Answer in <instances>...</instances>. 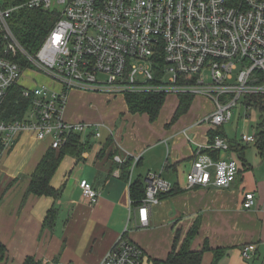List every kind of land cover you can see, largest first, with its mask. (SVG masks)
<instances>
[{
	"label": "built area",
	"instance_id": "obj_1",
	"mask_svg": "<svg viewBox=\"0 0 264 264\" xmlns=\"http://www.w3.org/2000/svg\"><path fill=\"white\" fill-rule=\"evenodd\" d=\"M21 9L57 14L33 54L9 25ZM26 69L39 70L50 82L22 86L19 80ZM16 85L30 102L21 119L0 120V157L22 132L49 140L55 149L71 134L100 138L102 124L64 119L72 89L110 96L201 95L214 103L201 122L215 131L231 120L233 108L246 96L264 95V0H0V105ZM241 141L254 142L255 137L243 134ZM215 150L217 158L210 154ZM222 150H229V143L220 135L195 144L186 188L230 186L240 162ZM128 158L131 174L140 156L117 154L113 161L122 164ZM80 187L88 204H95L98 190L86 180ZM172 188L160 173L145 175L144 196L132 206L138 228L149 225L151 207ZM255 203L252 192L244 193L243 208ZM254 251L249 243L240 254L248 259ZM143 258L142 248L121 234L98 264H141Z\"/></svg>",
	"mask_w": 264,
	"mask_h": 264
},
{
	"label": "crops",
	"instance_id": "obj_2",
	"mask_svg": "<svg viewBox=\"0 0 264 264\" xmlns=\"http://www.w3.org/2000/svg\"><path fill=\"white\" fill-rule=\"evenodd\" d=\"M141 115L128 112L122 114V120L113 117L108 123L89 110L70 111L65 105L66 121L100 123L104 131L100 138L90 137L93 141L82 138L88 148L79 156H62L50 180L55 196L27 193L34 170L50 148L49 140H37L29 132L17 136L0 157V241L6 246L0 264H22L28 256L41 264H98L121 234L142 248V264H168L164 261L173 245L179 249L193 225L197 232L190 249L208 248L200 264H264V156L255 141L245 143L254 144L250 155L245 146L241 158L231 150L224 153L240 162L229 187L186 188L195 144H205L210 130L196 127L194 122L181 125L188 119L181 118L182 114L165 128L152 127L155 133L148 135L138 127L144 123ZM222 129L224 138L231 140ZM241 136L233 138L241 141ZM117 154L140 156L130 178L123 176L113 161ZM156 168L160 170L152 171ZM148 172L160 173L166 180L170 176L177 192L152 206L149 225L138 228L137 212L130 205V183L141 181L144 186ZM82 180L98 190L95 204L82 197ZM246 192H252L256 199L250 209L242 207ZM49 212L53 217L50 224L45 221ZM249 243L254 244L255 251L244 259L240 250ZM215 250L220 253L216 260Z\"/></svg>",
	"mask_w": 264,
	"mask_h": 264
},
{
	"label": "trees",
	"instance_id": "obj_3",
	"mask_svg": "<svg viewBox=\"0 0 264 264\" xmlns=\"http://www.w3.org/2000/svg\"><path fill=\"white\" fill-rule=\"evenodd\" d=\"M57 19V14L54 12H44L41 10H29L21 9L15 12L9 21L10 28L22 45V47L29 53L33 54L41 43L43 42L46 34L53 26ZM22 88L20 85H16L11 88L10 92L0 105V120L13 121L21 119L29 106L30 100L25 98L21 94ZM164 94L161 93H125L124 101L127 106V110L130 113H145L150 121H154L164 104ZM178 102L175 111L172 116V122L179 116L184 114L193 99L192 95L181 94L177 96ZM248 101L253 102L260 112V119L262 122L257 126V132L255 133V144L258 147L262 156H264V95L263 94H250L244 98L243 103L250 105ZM223 126L217 128L215 131H209V137L214 135H220L224 137ZM229 150L234 151L241 158L243 154L244 146H240V143L236 138L228 141ZM88 148V142L82 141V136L79 134H71L68 136L66 142L59 148H49V150L42 157L34 170L29 185L28 194L36 196L46 195L55 196L56 191L50 185V180L56 171L60 159L66 154L79 156L80 153ZM210 154L214 157H218V152L211 151ZM121 174L123 176H129L131 168V158H128L122 164H119ZM177 192L176 188H172L168 192L162 193L160 199L168 197ZM130 195L132 200V206L138 205V200L144 196V186L141 181L130 183ZM45 221L49 224L53 222L52 214L49 212ZM197 232V226L193 225L179 249L173 245L172 250L168 253L164 262L168 264H200L202 253L208 249L207 245L202 249L193 251L190 249L191 239ZM6 254V246L0 241V261H2ZM220 256L219 251L215 250V260ZM22 264H41L32 256L25 258ZM212 264H215L213 261Z\"/></svg>",
	"mask_w": 264,
	"mask_h": 264
},
{
	"label": "rangeland",
	"instance_id": "obj_4",
	"mask_svg": "<svg viewBox=\"0 0 264 264\" xmlns=\"http://www.w3.org/2000/svg\"><path fill=\"white\" fill-rule=\"evenodd\" d=\"M20 61L24 63V60L22 58H20ZM205 78L207 81H209L210 78L208 72H205ZM49 82V78L37 69H26L19 80V83L22 86L26 87H32L36 83ZM86 91L93 92L94 94H83L81 93V90H70L67 97L66 109L70 111H78V109L83 108L84 110H89L90 112H92V114H94V117H97V119L107 121L108 123L113 121V117L118 118V120H122V114H128L126 105L123 101V95L111 97L107 93L102 91ZM245 100L250 103V106L246 107L242 102H239L233 108V116L231 120L223 124L224 131L226 132V135L229 139H233L234 135L239 138L242 133L254 134L255 137V133L257 132V130H259V128L257 129V126L260 127L259 124L262 122V120L260 119V112L253 102L248 101V99ZM177 102V96L166 95L159 115L154 121H150L145 114L141 115L140 118L144 123L138 124L140 130L144 134L152 135L155 133L154 129H158L160 126L161 128H165L166 125L172 121L173 110L177 105ZM213 106L214 103L211 100L201 95L193 96L188 110L181 116V118L187 117V122L182 123L181 125H187L188 123L192 124L194 122L196 127L200 128L201 126H203L206 127L207 131L210 130L209 126H207L208 124L206 122H201V120L213 110ZM116 123L118 125V122ZM148 124H150V126H148ZM112 125L114 124L112 123ZM102 128L103 127H101L100 130H102ZM103 131L104 130H102V132ZM90 139L91 141H93V138ZM238 142L240 143V146L246 147L245 152L249 153L250 155L252 150L254 149V144L247 145L245 144V142H242L240 140H238ZM228 151L229 150H222V152ZM154 157L156 158V156ZM155 158H152L153 162ZM164 158L165 156L163 155L161 159L164 160ZM159 170V168H156L152 171L158 172ZM167 180L170 181L171 184L175 182V180L170 176Z\"/></svg>",
	"mask_w": 264,
	"mask_h": 264
}]
</instances>
